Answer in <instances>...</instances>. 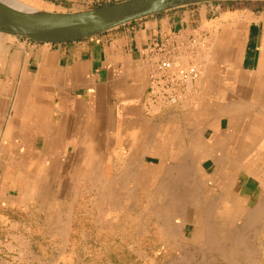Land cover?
<instances>
[{"label": "crops", "instance_id": "obj_1", "mask_svg": "<svg viewBox=\"0 0 264 264\" xmlns=\"http://www.w3.org/2000/svg\"><path fill=\"white\" fill-rule=\"evenodd\" d=\"M11 1L55 15L124 0ZM160 44L199 67L175 105L149 97ZM263 170L264 0L185 2L54 44L0 26L3 256L19 264L147 256L158 223L167 256L181 238L196 250L241 226L244 235L257 228L248 233L257 249Z\"/></svg>", "mask_w": 264, "mask_h": 264}, {"label": "water", "instance_id": "obj_2", "mask_svg": "<svg viewBox=\"0 0 264 264\" xmlns=\"http://www.w3.org/2000/svg\"><path fill=\"white\" fill-rule=\"evenodd\" d=\"M190 1L201 0H124L92 10L55 14L60 16L58 19L23 15L0 4V26L34 42H70L96 36L156 10Z\"/></svg>", "mask_w": 264, "mask_h": 264}, {"label": "bare ground", "instance_id": "obj_3", "mask_svg": "<svg viewBox=\"0 0 264 264\" xmlns=\"http://www.w3.org/2000/svg\"><path fill=\"white\" fill-rule=\"evenodd\" d=\"M0 4L1 5H4V6H6V7H8V8H10V9H12V10H14V11H16V12H18V13H20V14H23V15H34V16H38V17H40V18H42V19H46V18H52V19H58L60 16H58V15H50V14H46V13H42V12H37L36 10H33V9H29V8H26V7H24V6H21V5H19V4H17V3H15L14 1L12 2L11 0H0ZM189 44V43H188ZM178 51V50H177ZM188 52V51H187ZM186 53V52H185ZM182 57V56H181ZM184 59V58H183ZM182 62V61H181ZM192 62V61H191ZM184 63V62H183ZM186 63V62H185ZM194 85V84H193ZM188 96V95H187ZM185 97H186V95H185ZM160 104V103H159ZM158 104V105H159ZM162 104V103H161ZM166 105V104H165ZM168 105V104H167ZM197 157V156H196ZM195 160V159H194ZM254 162H256V159H255V161ZM187 163H189L188 161H187ZM187 163H186V165H187ZM229 163V162H228ZM227 163V164H228ZM190 164V163H189ZM189 164L187 165V167L189 168ZM252 164H254V163H252ZM198 166V165H197ZM227 166V165H226ZM190 168H191V166H190ZM190 168L187 170L188 171V174H189V172H190ZM186 169V168H185ZM192 169V168H191ZM224 169V168H223ZM227 169V168H226ZM198 171H199V169H197ZM196 170V171H197ZM204 170V169H203ZM264 171V170H263ZM262 171V172H263ZM191 172H193V170H191ZM203 172V171H202ZM199 173V172H198ZM260 173V172H259ZM213 175V174H212ZM189 176H191L190 174H189ZM189 176H187V177H184V178H188L189 179ZM191 178V177H190ZM201 179V178H200ZM209 179V178H208ZM261 179V178H260ZM182 180V179H181ZM181 180L179 181V184H180V182H181ZM186 180V179H185ZM248 180V179H247ZM230 181V180H229ZM228 181V182H229ZM232 181H234V180H232ZM238 181V180H237ZM186 182H188L187 180H186ZM182 184H183V181L181 182ZM184 183H185V181H184ZM236 183V182H235ZM152 184V183H151ZM187 184V183H186ZM186 184H185V186H186ZM194 184V183H193ZM192 184V186L194 187V185ZM181 185V184H180ZM198 185V184H197ZM196 185V186H197ZM176 186H178L177 184H176ZM189 186V185H188ZM195 186V187H196ZM262 186H263V184H262ZM151 187V186H150ZM181 187V186H180ZM264 187V186H263ZM189 188H191V187H189ZM184 189V188H183ZM186 189V188H185ZM195 190H197L196 188H194ZM193 189V191L195 192V190ZM263 189V188H262ZM176 190V189H175ZM191 190V189H190ZM161 191V190H160ZM174 190H172L171 192H173ZM183 191V190H182ZM181 191V192H182ZM186 191V190H185ZM185 191H183V193H185ZM198 191V190H197ZM151 192V191H150ZM176 192H177V190H176ZM177 194H179V193H177ZM190 194V192L188 191V195ZM197 194V193H196ZM150 195V194H149ZM170 195H171V193L169 194V198H170ZM173 195V194H172ZM180 195H181V193H180ZM179 195V197H181ZM186 195V194H185ZM184 195V196H185ZM195 195V194H194ZM194 195H193V193L191 192V196L193 197V201H196V199L194 200ZM199 195V194H198ZM183 196V197H184ZM161 197V196H160ZM166 197V196H165ZM172 197V196H171ZM174 197H177V195L175 194V196ZM166 198H168V196L166 197ZM188 198H190L191 200H192V198L191 197H189L188 196ZM187 198V199H188ZM174 199V198H173ZM173 199H171V201L173 200ZM176 199V198H175ZM178 199V198H177ZM181 199H183V198H181ZM187 199H185L184 201H186ZM259 199V198H258ZM148 200H149V198H148ZM160 200V199H159ZM165 200H167V199H165ZM198 200V199H197ZM188 201H189V199H188ZM187 201V202H188ZM193 201H192V203H193ZM157 202H159V201H157ZM164 202V201H163ZM183 202V201H182ZM181 202V203H182ZM197 202V201H196ZM195 202V203H196ZM198 202H199V200H198ZM258 202V201H257ZM263 202V201H262ZM160 203V202H159ZM161 203H162V200H161ZM184 203V202H183ZM192 203H190V204H192ZM243 203V202H242ZM244 203H245V201H244ZM248 203V202H247ZM261 203V202H260ZM156 204H158V203H156ZM194 204V203H193ZM183 205V204H182ZM210 206V205H209ZM208 206V207H209ZM259 206V205H258ZM257 206V207H258ZM263 206V205H262ZM208 207L206 208V209H208ZM176 208H177V206H176ZM254 208V207H253ZM253 208H252V212H251V214L250 213H248L249 215H251V216H249V218H252V216L254 217V212H255V210H253ZM260 208V207H259ZM256 209V208H255ZM159 210V209H158ZM257 210V209H256ZM260 210V211H259ZM259 210H257L256 211V213H260V214H262L261 213V211H263L262 210V207H261V209H259ZM254 211V212H253ZM206 213H207V211H206ZM211 213V212H210ZM253 213V214H252ZM184 214V213H183ZM258 215V214H257ZM248 216H246V217H248ZM204 217H205V215H204ZM257 217H259V215L257 216ZM256 217V214H255V218H253V220L251 219V222L253 221L254 223L253 224H255V222H257L259 219H261V218H257ZM262 217V216H261ZM207 218V217H206ZM205 218V219H206ZM258 220H257V219ZM264 218V217H263ZM262 218V219H263ZM156 219L159 221V222H161V221H163V220H165V217L162 215V214H158L157 216H156ZM257 220V221H254V220ZM244 220H245V218H244ZM179 221V220H178ZM247 220H245V223H247L248 221H249V219H248V221L246 222ZM250 222V221H249ZM250 222V224L252 225V223ZM172 223V222H171ZM161 224V223H160ZM176 224H177V222H176ZM207 224V223H206ZM242 224H244V222H242ZM242 224H240V225H242ZM250 224H249V226H248V228H251V227H254L253 225L252 226H250ZM261 224V223H260ZM178 226H181L180 224H179V222H178V224H177ZM177 225H175V224H173V225H171L170 227H171V230L172 231H174L175 233H176V230H177V228L178 227H176ZM247 225H248V223H247ZM247 225H243L244 227H246V229H248L247 228ZM262 227H264L263 225H261ZM158 227H159V223H158ZM157 227V228H158ZM162 227H163V229L162 228H160V230L159 231H161L163 234H165V233H167L166 232V230H165V226L164 225H162ZM167 227V226H166ZM206 226H204V228H205ZM262 227H259V231H261V228ZM239 228V227H238ZM238 228H236V230L237 231H240L243 227L241 226V229L240 230H238ZM159 229V228H158ZM168 229V228H167ZM194 229V228H193ZM257 228H255L253 231L252 230H250V231H252V232H255V231H258V230H256ZM184 230V229H183ZM235 229H234V231L232 232V233H234V234H238V233H235V231H236ZM262 230H264V228L262 229ZM179 231V230H178ZM249 231V229H248V233L250 232ZM169 233H171L170 232V229H169V231H168ZM242 231H240V234H238V236H236L239 240H241V239H243L244 238V236H245V240H247V242H248V240L251 238V236H250V238H248L247 239V234L246 235H244V231H243V234L241 233ZM251 232V233H252ZM205 233H206V229H205ZM217 233H220V232H217ZM231 233V232H230ZM260 234H261V232H259ZM259 233H257V234H259ZM263 233V232H262ZM161 234V233H160ZM227 234H229V232L227 233ZM256 234V235H257ZM259 234V235H260ZM162 235V234H161ZM212 235V234H211ZM216 235H218V234H216ZM216 235H212V237H213V239H210L209 240V244H207V246L206 247H204V248H206V250L207 249H211V251L212 250H215V252H212V253H210V255H217L218 257H220V258H222V260H224V262L225 263H228V262H230V263H235L234 261H236V263L237 264H239L238 263V257H240V258H242V260H241V264H252V261H254V260H252L251 259V254L250 253H252L253 252V250L252 251H249L250 253H240V252H237L236 251V249L239 247V245L241 246L240 248H241V250L242 249H244V251H245V249H246V245L248 244L247 242V244L245 245V243L244 242H241L240 241V243H239V245L238 246H236L235 244H237L238 242H239V240L236 242V237L235 236H233V238H234V240H232L233 238H230L231 240V242L228 244V245H230V247H234L233 249L235 250V251H232V249L231 248H229V246L227 245H225L226 247H228V248H226L224 245H218L219 244V240L220 241H222L221 239H223V238H219L218 240H217V238H218V236H217V238H214V237H216ZM221 235H226V234H224V233H222ZM240 235H244V236H240ZM262 235V234H261ZM206 236H208V235H206ZM206 236H205V238H206ZM229 236H231V234L229 235ZM210 238H212L211 236H209ZM220 237H222V236H220ZM242 237V238H241ZM253 237H254V234H253ZM177 238V237H176ZM194 238H195V236H194ZM226 240L227 241H229V239H228V235L226 236ZM260 238V237H259ZM179 239V238H178ZM189 239V238H188ZM209 238L207 237V239H205L206 240V243H207V240H208ZM226 240H224L225 241V243H226ZM257 240V239H256ZM180 241V240H179ZM195 241V240H194ZM244 241V240H243ZM259 241V240H258ZM263 241V240H262ZM188 242V241H187ZM236 242V243H235ZM221 243V242H220ZM224 243V242H223ZM222 243V244H223ZM228 243V242H227ZM262 243V242H261ZM260 243V244H261ZM182 244V243H181ZM264 244V243H263ZM185 245V244H184ZM195 245V244H194ZM201 245H203L204 246V244H201ZM206 245V244H205ZM232 245V246H231ZM233 245H235L237 248L235 249V246H233ZM245 245V246H244ZM187 246V245H186ZM193 246V245H192ZM249 246V245H248ZM258 247H259V245H257ZM257 246H255V247H257ZM188 247V246H187ZM195 247H197L196 245H195ZM257 247V249L255 250L256 252L253 254L254 256H256V258H257V261L259 262V260H260V258H262V257H264V246H260L261 247V250L259 249ZM202 249L201 247H199L198 246V248L196 249V250H190V252L187 254H182V255H184L185 257L187 256L188 257V261H190L191 259H192V261H190V263H192V264H196V263H194V262H196V261H193V259L194 258H196L197 256H201V259H199L200 260V264H201V262L204 260V259H207V258H203V254H206V253H204V252H206V251H204L203 253H201L202 252V250H205V249ZM228 249H230L229 251H228ZM255 249V248H254ZM201 251V252H200ZM238 251H239V248H238ZM180 252V251H179ZM198 252H200V253H198ZM208 253V252H207ZM209 253H208V255H209ZM177 254V253H176ZM178 255V254H177ZM207 255V254H206ZM252 255V256H253ZM180 256V255H179ZM181 257H183V256H181ZM185 257H183V258H185ZM214 256H212V258H213ZM210 258V257H209ZM208 258V259H209ZM254 258V257H253ZM181 259V258H180ZM180 259H179V263H180ZM211 259V258H210ZM259 259V260H258ZM182 260V259H181ZM184 260H186V259H184ZM195 260V259H194ZM213 260V259H212ZM219 260V259H218ZM222 260H221V262H222ZM252 260V261H251ZM174 261V260H173ZM178 261V260H177ZM183 261V260H182ZM211 261V260H210ZM199 262V261H198ZM172 263V262H171ZM183 263H184V261H183ZM205 263H206V261H205ZM235 263V264H236ZM175 264V263H174ZM182 264V263H181ZM189 264V263H188ZM204 264V263H203ZM206 264H208V263H206ZM210 264V263H209Z\"/></svg>", "mask_w": 264, "mask_h": 264}, {"label": "rangeland", "instance_id": "obj_4", "mask_svg": "<svg viewBox=\"0 0 264 264\" xmlns=\"http://www.w3.org/2000/svg\"><path fill=\"white\" fill-rule=\"evenodd\" d=\"M150 226V233H149V246H148V249H147V256H140V255H134V256H121V257H116V256H111V257H102V258H94L95 260H97L98 261V264H106V262L107 261H110L112 264H192V263H190V261H192V259L190 260V261H188V257L186 256H184V255H182V254H186L187 252L189 253L190 252V250H188V248L187 247H185L184 246V243H183V240H182V238H181V241H180V249H177V250H170V251H168L167 250V252H170V255L169 256H167L165 253H166V250H165V247L164 246H162L161 245V243H160V241H158L157 239H158V235H159V233L158 234H156L157 233V231H153L156 227H158V224H156V225H154V224H150L149 225ZM159 228V229H158ZM157 229L158 230H160V228H162L163 229V227H162V225L159 223V227H158ZM238 230H240V228H238ZM161 234H163L161 231H159ZM239 232V233H238ZM235 233H238V234H240V231H235ZM166 234V233H165ZM231 234V236H229ZM238 234L236 235V234H234V233H229V234H226V235H220V236H222V237H220V236H218V238H217V240L220 238H223V239H221L222 241H220L219 240V244L218 245H228L231 241V239L230 238H233V236H238ZM247 234V235H246ZM228 235V239H229V241H227L226 239V236ZM245 235L247 236V239L248 238H250V236H252L251 234H248V233H245ZM241 236H243V235H241ZM244 238H245V236H244ZM236 239V242L239 240L237 237L235 238ZM224 240H226V243H225V241ZM232 240H234V238L232 239ZM221 242V243H220ZM224 242V243H223ZM228 242V243H227ZM235 242V243H236ZM247 242V240H245L244 239V243H245V245H246V249H245V251H244V249H240V245H239V243H240V240H239V242L237 243V244H235L236 246H238L239 245V251H238V248L235 246V245H233V246H235V249H236V251L237 252H242V253H250L249 251H252L253 250V252L252 253H250L251 254V259L252 260H254V261H252V264H264V257H262V258H260V260H259V262L257 261V258H256V256H254L253 254L256 252L255 250L256 249H254V239L251 237L249 240H248V242ZM182 243V244H181ZM223 243V244H222ZM163 244H164V242H163ZM226 245V246H227ZM244 245V246H245ZM249 245V246H248ZM225 246V247H226ZM229 246V248H231L232 249V251H235L232 247H230V245H228ZM232 246V245H231ZM226 248H228V247H226ZM203 249V248H202ZM205 250H202V252L201 253H203L204 251H206V252H204V253H206V254H203V258L205 257V258H207V259H204L202 262H201V264H206V263H210V264H235L236 263V261H234L235 263H230V262H228V263H225L224 262V260H222V258H220V257H218L217 255H210V253H212V252H215V250H212L211 251V249L209 250V249H207L206 250V248H204ZM230 249H228V251H229ZM180 251V252H179ZM200 252H198V253H200ZM209 253V255H208V253ZM3 253H4V251H3V247H2V245H0V264H19L18 263V260L17 259H14L13 257H7V256H3ZM178 255H177V254ZM187 253V254H188ZM180 255V256H179ZM253 255V256H252ZM181 256H183V257H185V258H183V257H181ZM212 256H214L213 258H212ZM211 259H210V258ZM241 257V256H240ZM240 257H238V263L239 264H241V260H242V258H240ZM254 257V258H253ZM184 261V263H183V261L181 260V259ZM209 258V259H208ZM94 259H92V260H94ZM179 259H180V263H179ZM184 259H186V260H184ZM195 259V260H194ZM193 259V261H196V262H194V263H196V264H200V260L199 259H201V256H197L196 258H194ZM213 259V260H212ZM219 259V260H218ZM87 260H90V258H88ZM174 260V261H173ZM178 260V261H177ZM211 260V261H210ZM221 260H222V262H221ZM199 261V262H198ZM205 261H206V263H205ZM172 262V263H171ZM52 264H67L66 263V259L65 258H52ZM70 264H73V263H71L70 262ZM75 264V263H74ZM237 264V263H236Z\"/></svg>", "mask_w": 264, "mask_h": 264}, {"label": "built area", "instance_id": "obj_5", "mask_svg": "<svg viewBox=\"0 0 264 264\" xmlns=\"http://www.w3.org/2000/svg\"><path fill=\"white\" fill-rule=\"evenodd\" d=\"M192 43H194L192 41ZM192 43L190 45H192ZM159 48L160 59L152 73V87L149 91L152 101L171 105L185 98L189 88L198 78L199 67L194 62L181 63V58L167 50L163 44Z\"/></svg>", "mask_w": 264, "mask_h": 264}]
</instances>
